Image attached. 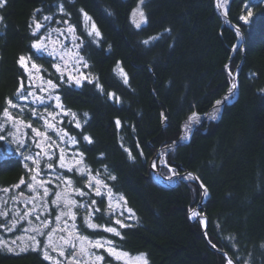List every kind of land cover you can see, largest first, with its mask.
Instances as JSON below:
<instances>
[{
  "label": "trees",
  "instance_id": "16d2710c",
  "mask_svg": "<svg viewBox=\"0 0 264 264\" xmlns=\"http://www.w3.org/2000/svg\"><path fill=\"white\" fill-rule=\"evenodd\" d=\"M61 2L70 17L59 12L57 5ZM138 3L139 0H8L0 9L4 16L0 24V109L5 106V98L11 97L25 106L22 114L19 109H10L13 115H22L33 127L45 130L43 121L28 109L43 112L46 105L32 96L27 101H17L14 95L21 80L25 95L29 91L45 98L48 95L40 91L39 79L29 80L18 58L31 55L42 66L39 74L32 70L34 77L42 75L60 83L53 67L57 60L31 47L37 36L31 34L29 24L38 8L43 11L35 14L36 20L44 25L51 26L55 19L63 25L68 20L83 40L79 54L89 67L82 70L98 77L103 91L87 81L80 87L62 84L57 89L64 107L78 114L82 132L69 123L71 116L55 108L54 100L48 101V111L60 113L57 120L64 122L60 127L79 142L75 146L66 144L69 156L79 149L93 174L98 171L102 175L106 166V176L116 177L111 181L114 192L127 201L135 218L127 221V227L118 228L124 239L113 236V240L133 255L146 253L148 264H227L226 255L208 244L202 222L190 220V211L201 200L203 189L196 182L185 181L174 188H160L149 176V162L160 148L180 139L182 125L193 112L205 114L227 93L232 79L225 66L229 64L233 72L243 60L237 100L224 106L219 121L205 122L188 144H179L170 151L167 167L161 171L195 173L209 192L200 208L208 218L209 240L237 264H264V92L260 91L264 89V0L231 1L228 16L245 35L244 45L235 54L238 35L216 13L215 0H145L142 9L147 23H141L139 28L131 15ZM245 3L253 13L248 23L240 19L247 14ZM80 9L88 13L102 34L98 42L87 35ZM44 15L53 18L43 21ZM85 112L87 118L83 116ZM11 129L8 123L6 131ZM23 133L25 143H16L11 137L12 143L0 142V153L18 154L23 159L0 161L1 188L28 176L29 166L35 165L25 157L42 152L32 142L40 138L29 128ZM83 134L93 142L83 141ZM48 135L58 140L51 130ZM49 151L56 153L52 160L55 165L59 150ZM45 158L41 159L42 170ZM57 170L73 179V187H82L83 178L75 171ZM54 176L53 172L52 179ZM55 189L52 184L51 190ZM0 264L52 263L31 247L20 252L0 247Z\"/></svg>",
  "mask_w": 264,
  "mask_h": 264
},
{
  "label": "snow or ice",
  "instance_id": "6c2138e0",
  "mask_svg": "<svg viewBox=\"0 0 264 264\" xmlns=\"http://www.w3.org/2000/svg\"><path fill=\"white\" fill-rule=\"evenodd\" d=\"M144 2L145 0H139L137 7L132 10L131 14L133 17V23L138 28L141 26V23H147V17L142 9ZM7 3L8 0H0V9L5 8ZM218 6L220 5L218 4ZM243 7L247 9V14L241 15L240 19L244 20L245 23H248V19L253 15V13L251 7L247 3H245ZM57 8L60 13L70 17L71 14L66 11L62 2L58 3ZM42 11L43 10L39 8L33 11L32 23L29 24V27L32 29L31 34L33 36H37V33L40 31V29L45 27L43 23L36 20L35 15L37 12ZM80 12L84 18V27L87 35L98 42L99 39L102 38V34L100 33L95 22L83 9H80ZM137 17L139 18L138 20ZM52 18L53 17L51 15H44L42 17L43 21H51ZM3 22L4 16L0 15V24ZM57 22L59 23L60 21ZM63 23L67 25L66 29H46L45 33L43 35L37 36V38L31 44V47L37 52L47 53L49 56H53L58 59L59 63L53 64V67L59 74L58 80L60 83L54 82L52 79H45V77L42 75H36L34 77L32 70H35V73L39 74L42 71V66L37 65L32 60L31 55L27 57L21 55L18 58V64L24 68L26 72H28L29 80H32L33 78L39 79L42 82L40 85V91L46 92L48 95L47 98L44 96H38L35 91H29L27 95H25V85L23 80L20 81L17 92L14 95L16 96L17 101H27L29 96H32L34 101H38L40 104L46 105L43 112H39L36 108L28 109L33 117L43 121V127L45 130L41 131L39 128L33 127L31 121H25L22 118V115H13L10 109H19V112L22 114L25 111V106L15 102L11 97L5 98V106L0 109V133H4L3 135H0V142H13L9 140V137H15L16 133L10 130L6 131V125L11 123L12 127L16 128L17 131H19L20 126L31 129L32 132L35 133V136L40 138L39 141L33 139L32 142L37 148L42 149V152H37L35 157H25L27 160H32L33 164L35 165L34 169L29 168V171L32 172L33 175L30 176V182L27 183L28 190L35 193V195L27 197L25 200L26 206L27 204L31 203L32 208L24 211L23 215H21L19 211L15 212L14 218L7 223L0 224V228H4L6 231H12L13 229L17 228V225L21 221H27L29 227L22 229L23 232H33L36 235L17 237V239L22 241L20 250L25 251L28 247H31L32 250H41L43 258L46 260H52L53 264H100V262L104 261V256L97 254V251L102 248L109 255V257L113 258L117 262H120V264H148L146 253H138L133 255L132 253L124 250L121 245L117 244L112 239L103 237L91 239L89 236L81 234L77 224L75 223L77 218V212L75 209H84L86 214L82 216V220L86 228L92 230L102 229L104 232L110 233L113 236L118 237L120 240H123L124 237L117 227L100 225L92 222L93 215L100 212V208L97 206V201L95 199L90 198L89 200H85L83 202L77 201L70 195L68 189H71V192L80 197H91V195L94 194L95 196L102 198L101 202H103V198L106 195L108 200V208L105 215L110 217L115 213L112 203L113 199H117L116 208L120 207V202H123V204L126 205L127 201L122 196L118 198L113 196L111 187H109L103 180L99 179L100 173L98 171L93 174L92 169L84 162L83 152H80L79 149H76V151L72 152L69 156V153L64 147L60 146V143L57 142V139H54L52 136L48 135V131L51 130L55 134V137L61 142L65 141V138H67L66 142L70 145L75 146L79 143L76 139V136L69 134L66 129L60 127V125L64 123L62 120H57V117L60 115V113L48 111V107L51 106L48 101L54 100L55 108L60 109L64 115L71 116L72 120L69 121V123H73L75 128L81 129L82 132L83 126L78 118V114L73 112L71 109L65 108L61 103L60 96L56 94L57 89L62 84H67L68 86H72L74 84L75 86L80 87L84 81H87L89 83H95L97 89L101 92L103 91V86L99 83L98 77H93L91 73L85 74L79 70L81 66L84 68L89 67L88 61L79 54V49L83 45V40L76 35L75 25L70 24L68 20H64ZM53 33L58 34L56 39H53ZM237 34L239 35V29H237ZM60 38L63 39L61 40ZM152 39H157V37H152ZM65 41H69L71 43V47H68L65 44ZM144 43L147 44L148 41L146 40ZM49 44L52 45L51 48L49 47ZM69 60L73 62V67L70 71L66 72L65 69L67 68V63ZM225 67L227 68L228 66L226 65ZM117 68L121 73H123V69L119 67V64L117 65ZM229 74H231V72ZM123 75L125 77L124 83L127 84L128 80L126 73ZM237 87L238 85L234 78L233 82L228 88L229 94H232L233 90H235ZM260 91L264 92V89H261ZM108 95L114 96L115 94L109 93ZM228 99H230V95L225 96L223 100L215 101V111L210 114V119H216L218 117V114L221 110L220 106ZM161 115L163 116V113ZM83 116L87 118L88 113H83ZM199 119V114L193 112L188 117V121L185 123V129L190 130V124L194 121H199ZM84 123H87V119L84 120ZM116 124L119 126L120 121L117 120ZM82 139L88 144L93 142L92 138L86 134L82 135ZM15 142L19 144L23 143V141L19 140L18 138ZM53 148L59 150L58 159L56 160L55 165L53 164L52 160L56 153L54 151L50 153L46 150ZM129 155L131 156L130 153ZM44 157L47 158L44 167L45 169L52 170V172L55 173L54 179L38 180V177L41 174V159ZM155 166L156 164L154 162L153 167L155 168ZM24 167L28 168V165L25 164ZM57 169H65L68 173L75 171L76 174L83 178V186L73 187V179L67 176L64 172H60ZM105 172H107L106 166ZM49 175H51V173H49ZM108 178L111 180L116 179V177L113 175H109ZM196 179L198 180L199 178L196 177ZM57 181L59 183H56ZM21 184H25L23 178H21L20 182L13 187L19 188ZM48 184H55L56 190L53 192L49 187H47ZM61 185L64 187H61ZM201 188H204L202 184ZM40 189L43 190L42 194L40 193ZM85 189H89L90 191H85ZM102 189H106V193L102 191ZM0 191L7 193L10 191V189L4 188L0 189ZM50 194L53 196L51 204L55 206L57 214L54 217L55 226L51 227L49 231L45 232V230L49 229V226L53 222L47 217L41 220V215L39 214V210L37 209V205L34 203V201H40L43 211L50 214L52 210L48 207V201L46 199ZM203 195L205 197L208 195L206 189H204ZM23 196L24 193L20 192L18 196H13L12 199L17 200L19 197ZM4 203H6V201ZM127 211L132 213L130 208L127 209ZM8 215V211L0 210V217L7 218ZM33 215H35V220L39 221V224L30 219V217ZM118 215L123 217L124 212L120 211ZM132 215L134 216V213H132ZM193 215H197V213L193 212ZM69 220H71L72 223H69ZM61 223L63 224V227H61ZM112 223L113 225H119L120 228L127 227L123 220L119 218L114 219ZM58 233H66V235H57ZM37 236H46V242L43 247H41V241L37 239ZM6 243L7 241L0 240V245H4ZM11 243L16 244V240H13ZM49 249H51L52 252L58 253V257L62 259L51 256ZM227 264H235V262L229 259Z\"/></svg>",
  "mask_w": 264,
  "mask_h": 264
},
{
  "label": "flooded vegetation",
  "instance_id": "af4514ba",
  "mask_svg": "<svg viewBox=\"0 0 264 264\" xmlns=\"http://www.w3.org/2000/svg\"><path fill=\"white\" fill-rule=\"evenodd\" d=\"M36 153L37 152H32L29 155L35 157ZM14 157H15V159L17 161H20V160L23 161V159L21 157H20L21 159L19 158V155L18 154H17V156H13L11 154L10 155H6V156H3V157L0 158V161H2L4 159H12V158L14 159ZM44 158L42 160H44ZM29 168H33L34 169L35 167H33V166L30 165ZM29 168H28V171H27L29 173V175L28 176L25 175V176L21 177V178L24 179L25 184H21L20 187L16 189V193H15L16 196H18L20 192H23L24 193V196L23 197H19V199H17V201H15L13 203L15 212H17V210H16L15 207L20 208L22 213H24V211H27L28 208L26 206H23L22 202H23V200H26L27 197H30V196L35 195V193L29 191L28 188H27V183L30 182V176L33 175V173L29 171ZM49 173L52 174L53 172H51V170L45 169V167H44L43 170L41 169V174L38 177V180H41V179H44V180H46V179H52L53 177H52V175H49ZM21 178L16 183H14L11 187H13L14 185L18 184L20 182ZM99 178L101 180H103L105 183H107V185L109 187H111L112 192H113V196H114L115 192H114V189L112 187V183H111L112 180L109 179L106 176V173L105 172L102 175H99ZM51 185L52 184H48L47 187H49L51 189ZM85 191H86V189H85ZM102 191L106 192L107 190L106 189H102ZM42 192H43V190L40 189V193L41 194H42ZM71 196H73V195H71ZM52 198H53V196L51 194L47 198L48 207L52 210L50 214L48 212H44L43 209L41 208V206H39V208H41L39 210V214L41 215V220H43L45 217H47L49 220H51L53 222L49 226V229H46L45 232L49 231L51 229V227H54L55 226L54 217L57 214V212L55 210V206L52 205V204H50ZM74 198L77 201H80V202H83L85 200H89L90 198L91 199H95L97 201V206L100 208V212L99 213H95L93 215L92 222H94L96 224H100V225L115 226L112 223V221L115 219L113 217V215L111 217L108 216V215H105L106 210L108 208V200H107V196L106 195L103 198V202H101V199H102L101 197H97L94 194L91 195V197L85 196V197H82L81 199H79V198L77 199L76 196H74ZM75 211L77 212V218H76L75 223L77 224V227H78L79 231L81 232V234L87 235L91 239H97V238L103 237V238H107V239H112L113 240V238H112L113 235L110 234V233L104 232L102 229L92 230V229H88V228L85 227V225L83 224V220H82V216L86 214V213L84 214V211H85L84 209L78 208V209H75ZM30 219H32L33 221H35V223L39 224V221H36L35 220V215H33L32 217H30ZM65 219H67V218H65ZM69 223H72V221L69 220ZM27 225H28V223H25L24 221H21L17 225V228L14 229V232L12 234H15V235L21 234L23 232L22 229L27 228ZM61 227H63V224L62 223H61ZM33 234H35V233H33ZM57 235H66V233H58ZM37 239H39L41 241V247H43V245L46 242V236H37ZM36 251H38L42 255V251L41 250H36ZM94 251H97V250H94ZM49 252H50V255L53 256L54 258L62 259V258L58 257V253L52 252L51 249H49ZM97 254L104 256V261L103 262H100V264H112V262L114 261V259L111 258V257H109V255L105 252V250L103 248L102 249H99L97 251ZM49 262L53 264V261L52 260H50ZM106 262H108V263H106Z\"/></svg>",
  "mask_w": 264,
  "mask_h": 264
},
{
  "label": "rangeland",
  "instance_id": "374dc122",
  "mask_svg": "<svg viewBox=\"0 0 264 264\" xmlns=\"http://www.w3.org/2000/svg\"><path fill=\"white\" fill-rule=\"evenodd\" d=\"M57 21H59V20H58V19H55L54 21H51V22H50V25H51V26H49V25H45V28L42 27V28L40 29V31L37 33V36L43 35V34L45 33L46 29H55V28L66 29V28H67V25H65V24L60 25V24H62V22H59V23H58ZM57 36H58L57 33H53V39H56ZM60 39L62 40L63 38H60ZM65 44H66L68 47H71V43H70L69 41H65ZM51 46H52V45L49 44V47H50V48H51ZM46 54H47V53H46ZM47 55H48V54H47ZM54 58L57 60V63H59L58 59H57L56 57H54ZM72 67H73V62H72L71 60H69L68 63H67V68L65 69V71H66V72H67V71H70V70L72 69ZM79 70H80L81 72H83V70H82V66L80 67ZM83 73H84V72H83ZM38 81H39V83H41L40 80H38ZM205 122L210 123V122H213V121H204V122H203L200 126H198L197 128L199 129V128H200ZM10 131L16 133V136H15V137H11L13 140L16 141L17 138H18L19 140H22V141L25 143L24 138H26V136H25V134L23 133V131H24V132L27 131V128H26V127L20 126L19 131H17L16 128L11 129ZM66 140H67V139H65V141H63V142H59V141L57 140V142H59V143H60V146H61V147H64V148L66 149V151L68 152V150H67V146H66V144H68V143L66 142ZM33 146L35 147L36 145L34 144ZM35 148H37V147H35ZM46 150L49 151V149H46ZM37 151H42V149H41V148H37ZM49 152H50V151H49ZM50 153H51V152H50ZM3 156H5V154L0 153V158L3 157ZM30 161H32V160H30ZM168 167H169V165H168ZM169 169H171V168L169 167ZM51 175H52V174H51ZM99 179H100V178H99ZM61 187H64V186L61 185ZM7 188L10 189V191L7 192V193H5V192H3V191H0V210H6V211H8V212H9V215H8L7 218H5V217H0V224H4V223H7V222L11 221V220L14 218V213H15L13 203H14L15 201H17V200H13L12 197H13V196H16L15 193H16V189H17V188H15V187H7ZM0 189H4V188H1V187H0ZM68 191H69V193H71L70 195L76 196L75 193L71 192V189H68ZM105 193H106V192H105ZM120 196H121V195L114 194V197H116V198H118V197H120ZM47 198H48V197H47ZM47 198H46V199H47ZM5 201H6V203H4ZM34 203H36V205H37V209L40 210L41 208H39V206H41V202H40V201H34ZM112 203H113V207H114V209H115V213L113 214V217H114L115 219H116V218L122 219L123 222H124V224H125V225H128L127 221L132 220V219L135 218L132 214H130V213L127 211V209H129V207H128L127 204L125 205V204H123V202H120V207H119V208H116L117 199H113ZM22 204H23V206H26V204H25V200H23ZM26 207H27L28 209H31V208H32V204L29 203V204H27ZM15 208H16L17 211H19V212L21 213V215H23V213L21 212V209H20V208H17V207H15ZM120 211H123V212H124V216H123V217H120V216L118 215V213H119ZM126 213H129V214L126 216V215H125ZM24 222H25V223H28L27 221H24ZM117 226H119V225H115V227H117ZM28 227H29V225H27V228H28ZM117 228L120 229V227H117ZM13 232H14V229H13L12 231H6L4 228H0V240L7 241L6 244H4V245H0V247H1L2 249H4V250H9V251H17V252H20V251H21V250H20V247L22 246V241L19 240V239H17V237H21V236L27 237V236L35 235V234H33L32 232H28V233L22 232L21 234H18V235H15V236H6V235H11ZM13 240H16V244H12V243H11ZM28 248H30V247H28ZM10 249H11V250H10ZM98 253H99V252H98ZM48 261H50V260H48ZM106 263H108V262H106ZM112 264H120V262H117V261L114 260V261L112 262Z\"/></svg>",
  "mask_w": 264,
  "mask_h": 264
},
{
  "label": "bare ground",
  "instance_id": "6f19581e",
  "mask_svg": "<svg viewBox=\"0 0 264 264\" xmlns=\"http://www.w3.org/2000/svg\"><path fill=\"white\" fill-rule=\"evenodd\" d=\"M231 0H216L217 2V12L219 14V16L222 18V20L224 21V23L228 24L229 21L227 19V14L225 13H228V6H229V3H230ZM218 4L220 6H218ZM239 39L237 41V44H236V48H238L241 44H242V35L239 33ZM238 71L239 70H235L233 72H231V79H232V82H233V79L235 78V82L237 83V74H238ZM231 82V83H232ZM237 93H238V87L233 90V93L232 94H229V92L227 91L226 94H224V96L219 99V100H223V98L225 96H229L230 95V99H228L226 102H224L220 108V112L218 114V117L216 119H210V114L213 113L215 111V103L214 105L208 110V112H206L205 114H199L200 116V119L199 121H194L190 124V130H186L185 129V123L188 121V118L186 119V121L184 122L183 126H182V136H181V140L182 141H188L190 139V136L192 134V132L197 129L198 126H200L204 121H215L217 120L220 115H221V112L224 108V106L231 102L236 96H237ZM176 147V145H172L171 147H162L159 149V151H157L155 153V156L152 158V166L150 168V172H149V175L150 177L156 182V183H159L163 186H173V185H176L178 184L179 182L181 181H185V182H194V176L192 174H179L178 172H174V171H171V173L169 174H165L164 172L161 171V168L163 170V168L167 167L166 165V156L167 154L174 150ZM155 162L156 166L155 168L153 167V163ZM208 193V191H207ZM208 197V195L205 197L202 193V198H201V201H205L206 198ZM200 207L201 205H198L196 208H193L190 212V218L192 220H198V221H201L202 224H205V218L202 216V213L200 212ZM193 212H196L197 215H193Z\"/></svg>",
  "mask_w": 264,
  "mask_h": 264
},
{
  "label": "water",
  "instance_id": "95a60500",
  "mask_svg": "<svg viewBox=\"0 0 264 264\" xmlns=\"http://www.w3.org/2000/svg\"><path fill=\"white\" fill-rule=\"evenodd\" d=\"M227 18H229L228 17V15H227ZM230 27H232L234 30H237V29H239V31H240V33H241V35H242V39H243V43L242 44H244L245 43V36H244V34H243V32H242V30L235 24V23H233V22H230V25H229ZM236 51V48H234V52ZM228 67H227V70H229V64L227 65ZM242 66H243V60L240 62V64L237 66V69H236V71L237 70H239L238 71V74H237V85H238V77H239V72H240V70H241V68H242ZM238 96H239V90H238V93H237V96L231 101V102H229V103H227V104H231V103H233L235 100H237V98H238ZM220 118V117H219ZM219 118L216 120V121H218L219 120ZM215 121V122H216ZM198 130V128L197 129H195L193 132H192V134H191V136H190V139L188 140V141H182L181 140V137H180V139L179 140H177V141H175V142H173L172 144H169V145H166L165 147H171L172 145H179V144H188L190 141H191V139H192V137L194 136V133L196 132ZM182 136V135H181ZM159 151V150H158ZM155 156V155H154ZM153 156V157H154ZM152 157V158H153ZM152 158L150 159V162H149V172H150V168H151V166H152ZM179 174H192L193 176H194V182H196L200 187H201V184L203 185V183L201 182V180L200 179H196V177H198L195 173H193V172H191V171H184V172H182V173H180L179 172ZM150 176V175H149ZM151 178V177H150ZM199 178V177H198ZM152 179V178H151ZM152 181L158 186V187H160V188H164V189H170V188H173V187H175V186H177L178 184H176V185H173V186H163V185H161V184H159V183H156L153 179H152ZM204 186V185H203ZM203 189V191H204V189H206L207 190V188L204 186V188H202ZM208 191V190H207ZM207 198H209V192H208V197ZM207 198H206V200L205 201H199L198 202V204L194 207V208H196L198 205H201V207L206 203V201H207ZM200 207V208H201ZM191 212V211H190ZM202 216L205 218V224H203V232H204V236H205V238H206V240H207V242H208V244L210 245V247L213 249V250H215V251H219V252H221V253H223V254H225L226 255V257L228 258V260L229 259H231V260H233L234 262H235V264H237L236 263V261L229 255V254H227L226 252H224L223 250H221V249H219L217 246H215L210 240H209V238H208V235H207V227H208V218H207V216H206V214L205 213H202ZM190 220L191 221H193V222H197L198 220H192L191 218H190Z\"/></svg>",
  "mask_w": 264,
  "mask_h": 264
}]
</instances>
